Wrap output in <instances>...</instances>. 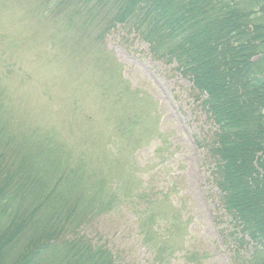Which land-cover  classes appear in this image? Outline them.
Wrapping results in <instances>:
<instances>
[{
  "label": "trees",
  "instance_id": "16d2710c",
  "mask_svg": "<svg viewBox=\"0 0 264 264\" xmlns=\"http://www.w3.org/2000/svg\"><path fill=\"white\" fill-rule=\"evenodd\" d=\"M235 2L0 0V20L11 21L14 9L20 8L47 26L42 44L67 65L56 67L64 80L59 86L80 76L71 90L77 95L63 107L36 105L39 110L33 111L21 94L35 76L25 70L18 40L0 35V264H120L107 244L84 234L121 203L115 180L135 196L141 193L134 160L123 165L111 148L112 137L96 132L97 105L120 94L115 67L107 65L115 60L109 35L119 29L148 44L154 61L177 65L196 101L202 100L213 131L197 145L212 162L211 177L232 223L230 238L238 248L234 263L264 264V0L241 1L242 6ZM5 10L8 16H1ZM251 57L256 59L248 66ZM79 58L91 60L79 74L72 73L69 65ZM97 59L101 66L92 70L90 63ZM34 64L47 69L43 62ZM84 88L87 97H78ZM79 98L93 113L78 112L86 106L79 105ZM122 101L127 100L120 98L106 108L105 118L111 123L115 112H129L126 123L120 115L114 127L127 131V144L137 147V132H143L132 113L145 124L147 109L129 105L128 111L117 106ZM145 216L143 234L154 240L156 216ZM172 220L176 251L171 247L175 238L155 245L165 264L183 243L178 213ZM245 246L253 249L248 259Z\"/></svg>",
  "mask_w": 264,
  "mask_h": 264
},
{
  "label": "rangeland",
  "instance_id": "374dc122",
  "mask_svg": "<svg viewBox=\"0 0 264 264\" xmlns=\"http://www.w3.org/2000/svg\"><path fill=\"white\" fill-rule=\"evenodd\" d=\"M241 1L247 3L246 0H236L235 3L245 5ZM19 9H14L11 21H3L1 17L0 35L8 41L12 36L18 40V48H21L18 53L25 70L35 76L28 89L22 92L21 99L35 112L39 110L36 105L48 110L63 107L70 97L77 95L71 90L79 85L80 76L66 79L62 86L57 84L64 80L61 70L56 67L66 68L67 65L42 44L47 36V26L39 24L28 10ZM8 14L5 10L1 16ZM13 19L24 25L12 22ZM108 49L115 60L110 59L107 65L112 63L115 67V83L120 86V94L114 99L107 97L105 102L97 105L100 117L94 115L97 125L99 123L96 132L97 136L105 134L112 137L111 148L124 160L123 165L135 162L138 174L135 177L140 182L141 193L140 197L135 196L127 190L124 182L115 180V192L122 199L121 203L86 229L84 234L107 244L120 264H165L159 254L156 255L155 245L175 238L171 247L176 251L172 218L178 213L184 225L183 243L182 247L179 243V253L171 258L169 264H235L234 251L238 248L230 238L232 223L220 204L211 177L212 162L197 145L213 131L202 100L196 101L191 83L176 71L177 65L154 61L149 45L128 30L119 29L109 35ZM255 59L251 57L247 65ZM90 60L79 58V62L69 65V70L79 74ZM35 62H43L47 69L39 70ZM91 64L92 70L101 66L98 59L95 65ZM104 72L102 76L106 70ZM85 88L78 97H87L88 89L85 91ZM120 98L127 101H122L118 107H127L129 111V105H139L147 109L146 115L142 108L137 109L143 113L145 124L141 117L130 112L138 118L143 132H137V147L133 146L135 142L127 144V131L122 127L115 130L114 127L119 124L117 117L120 115L126 123L129 112H115L111 123L105 118L106 108H112V103ZM78 103L86 105L80 98ZM78 112L91 114L93 109L88 105L80 106ZM102 123H105L103 128ZM105 161L103 157L102 164ZM150 214L156 216L153 232L158 236L154 234V240L146 238L142 230L141 216ZM244 248L243 255L248 259L252 246Z\"/></svg>",
  "mask_w": 264,
  "mask_h": 264
},
{
  "label": "bare ground",
  "instance_id": "6f19581e",
  "mask_svg": "<svg viewBox=\"0 0 264 264\" xmlns=\"http://www.w3.org/2000/svg\"><path fill=\"white\" fill-rule=\"evenodd\" d=\"M218 196H219V201L221 202L222 196L219 191H218Z\"/></svg>",
  "mask_w": 264,
  "mask_h": 264
}]
</instances>
